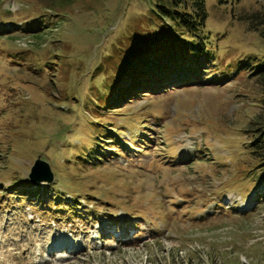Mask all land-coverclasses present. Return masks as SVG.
<instances>
[{
  "label": "rangeland",
  "instance_id": "rangeland-1",
  "mask_svg": "<svg viewBox=\"0 0 264 264\" xmlns=\"http://www.w3.org/2000/svg\"><path fill=\"white\" fill-rule=\"evenodd\" d=\"M205 3L191 34L153 0H0V264H264V38L244 19L264 0ZM44 12L43 36L14 27ZM137 59L175 72L100 106ZM107 129L125 142L84 160ZM37 157L50 183L30 182Z\"/></svg>",
  "mask_w": 264,
  "mask_h": 264
},
{
  "label": "trees",
  "instance_id": "trees-1",
  "mask_svg": "<svg viewBox=\"0 0 264 264\" xmlns=\"http://www.w3.org/2000/svg\"><path fill=\"white\" fill-rule=\"evenodd\" d=\"M205 1L206 0H153L154 5L156 7V15L171 19L172 21H174L177 27L189 31L191 32V34H193L196 30H204L206 28L205 23L207 19V7ZM29 16L31 17V20L22 17L14 23V27L17 23L19 26H22V31H33V28H23L24 24L31 22L34 24L32 26L38 27L37 31H40V33H36L34 35V37H38L39 34L40 36H43L49 27L55 26L54 13H32ZM244 19L246 20L249 30L259 33L260 36L264 38V12L252 13L251 15H247L246 17H244ZM7 32L9 31H5L4 33ZM12 32L13 31H11V33ZM0 35H2V33H0ZM204 47V44L198 47V50L196 52V59L200 55H203L202 49ZM205 56L207 58H210L208 54ZM161 62L163 61H155L150 59H146L141 62H139V59H137L132 62L130 67L126 69L122 74H118V77L114 81H112L109 88L105 89L107 91V97L102 100L100 106H105L109 103H112L114 100L118 101L122 100L123 98L131 100L139 96L141 90H143L144 88L152 90L157 89L156 84H162L163 80H168L167 76H169L170 73L175 72L171 63ZM198 62L200 63L199 59L196 61V63L191 64V67H184L183 72L189 73V76L186 80H189L190 76L193 75L196 80H199L197 76V71H199L200 69V64ZM176 68H178V66ZM38 69L40 70V72L46 70L41 65H38ZM254 74H258L260 76L263 82L262 87L264 90V63L256 65ZM129 96L131 97L128 98ZM260 132V137L259 135H257V137L254 138L255 140H253L250 144L251 152L254 153V155L264 154L262 153V151H264V130H261ZM119 137L120 132H118L116 129L114 131H110L109 129H107V131L100 130L96 133L93 132L91 134L92 141L87 147L86 154L82 155L81 157L85 160L86 157H89L88 154L92 153L94 155L95 160L105 159L107 157L103 153L105 147L97 140L102 141V143L104 144L114 143V146L117 148L122 141L125 142L124 138L119 139ZM140 142L143 143V141ZM120 148L122 147L120 146ZM260 170V175L256 178L255 181L258 183L264 181V166H262ZM7 187L8 185L4 187L3 190H6ZM33 187L34 186H31L29 184L27 188L16 189V191H14L13 193V196L15 197L16 194H18L19 190L23 192H29V190H31ZM38 190L39 189H37V191ZM53 194L55 195L56 193L54 192ZM18 198L24 199V195H21ZM55 215L57 214L55 213Z\"/></svg>",
  "mask_w": 264,
  "mask_h": 264
},
{
  "label": "water",
  "instance_id": "water-1",
  "mask_svg": "<svg viewBox=\"0 0 264 264\" xmlns=\"http://www.w3.org/2000/svg\"><path fill=\"white\" fill-rule=\"evenodd\" d=\"M28 177L33 185H38L42 182L50 183L54 178V173L46 160L37 157L30 167Z\"/></svg>",
  "mask_w": 264,
  "mask_h": 264
}]
</instances>
